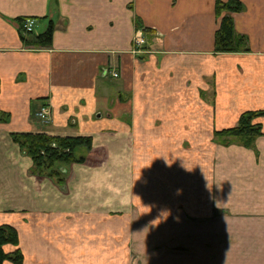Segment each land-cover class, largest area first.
<instances>
[{
	"label": "crops",
	"instance_id": "0c3cea01",
	"mask_svg": "<svg viewBox=\"0 0 264 264\" xmlns=\"http://www.w3.org/2000/svg\"><path fill=\"white\" fill-rule=\"evenodd\" d=\"M216 1L0 0V226L19 233L6 254L19 249L24 264H264V117L250 143L214 137L264 112V0H238L235 29L249 44L238 54L215 53ZM19 19L35 21V37L52 26L51 47L26 46ZM138 22L150 32L137 56ZM46 106L48 126L37 119ZM20 134L91 137L87 160L106 149L107 167L73 164L60 185L36 173ZM133 149L142 167L161 166L158 188L135 206Z\"/></svg>",
	"mask_w": 264,
	"mask_h": 264
},
{
	"label": "trees",
	"instance_id": "16d2710c",
	"mask_svg": "<svg viewBox=\"0 0 264 264\" xmlns=\"http://www.w3.org/2000/svg\"><path fill=\"white\" fill-rule=\"evenodd\" d=\"M245 10L243 3L238 0H230L224 3L222 0L216 1V15L221 18L220 29L215 37L216 54H238L249 52L248 40L236 33L234 15L240 14ZM25 19H19V25H23ZM138 29H143L145 34L150 30L142 28L140 22L137 23ZM23 42L26 46L35 48H49L53 42L54 28L49 27L47 32L41 36L25 37L20 31ZM264 117V112L244 114L237 127L216 132L215 139H222L229 142L231 139H245L250 143L253 139L262 136L260 124H254L258 118ZM13 140L20 146L33 161L34 170L40 174H47L55 165L64 164H83L85 159H77L76 152L80 149L92 151L93 139L91 137H55L47 134H20L13 135ZM50 178L56 177L49 174ZM59 184H63L59 181ZM7 245L19 246L18 231L8 225L0 226V264L10 261L13 264H24V256L17 249L12 254H6L4 248Z\"/></svg>",
	"mask_w": 264,
	"mask_h": 264
},
{
	"label": "rangeland",
	"instance_id": "374dc122",
	"mask_svg": "<svg viewBox=\"0 0 264 264\" xmlns=\"http://www.w3.org/2000/svg\"><path fill=\"white\" fill-rule=\"evenodd\" d=\"M24 23L21 26L19 25L20 31L23 33V35H25V37H32V36H34V34L37 33V30L34 32L35 25H34V28H33V32L29 34V33H25V31H24ZM137 31H142L143 34H144L146 45L143 46L142 51L143 52H146L145 50H146V47H147V39H146L145 32H144L143 29H137ZM34 48L35 47H33V49ZM134 53H136V54H134ZM132 54L137 55V56L140 55L139 52H136L134 50V46L132 48ZM47 107H49V106H47ZM40 112L37 115V119L44 126H48L52 122L51 121V119H52L51 118V114H50L49 119L43 120L39 116ZM50 113H51V110H50ZM92 151H93V149H92ZM95 151H96V153H97L98 156L95 155L94 159H97V160H95V161L93 160V162L92 161L89 162L87 160L88 157H91L93 154H90L91 151H87L86 149H80V150H78L76 152V157H77V159L84 158L85 159L84 163L87 161L86 162L87 165L88 164H90V165L97 164V165H101L102 167H107V165H105L107 163V150L106 149L98 148ZM132 153H134V154L132 156V159H133L132 160L133 161L132 162V166L130 167V169H131V175H132L131 190H132V195H133V206H135V205H138L137 201L139 202V200H140L138 196L141 193V191H146V190H148V191H150V190L151 191H155L158 188L157 187L158 182H156L157 181L156 180V174H157L156 170L157 169H158V171L161 170V166H157V165L153 164L152 166H147V167L143 166L142 167L140 165L141 164V160H140L141 158L139 159V157H140L139 156L140 150H138V149H135L134 150L133 149V152ZM72 165L73 164H71V165L58 164V165H55L48 174L46 172H44V174H46V175L49 176V174L53 173V174L56 175L55 181H57V182L62 181L63 183H65V181H66V179L64 177V175H65V169L66 168L67 169L72 168ZM123 167L124 166L117 167V172L120 171L121 174H122V168ZM36 173L37 174H40V172H36ZM122 184H123L122 181H117L116 182V189L122 190L123 187H120L119 188V186L120 185L122 186ZM164 184L166 185L167 182L164 181ZM169 185H171V183ZM135 216H139V215L137 214ZM149 224L150 223H148V225ZM149 228H150V226H149Z\"/></svg>",
	"mask_w": 264,
	"mask_h": 264
},
{
	"label": "built area",
	"instance_id": "2783aa9c",
	"mask_svg": "<svg viewBox=\"0 0 264 264\" xmlns=\"http://www.w3.org/2000/svg\"><path fill=\"white\" fill-rule=\"evenodd\" d=\"M34 25H35V21L32 20V19H25V23H24V31L25 33H32L33 32V28H34ZM146 45V42H145V37H144V34L142 31H137L135 37H134V40H133V46H134V50L136 52H139L140 54H142V48L143 46ZM136 54V53H134ZM114 78H118V74H114L113 75ZM50 109L49 107H44L39 116L43 119V120H47L49 119L50 117Z\"/></svg>",
	"mask_w": 264,
	"mask_h": 264
}]
</instances>
